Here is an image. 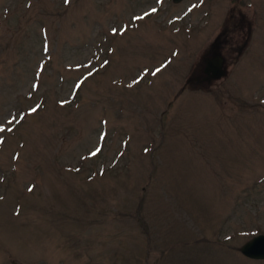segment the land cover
<instances>
[{
	"label": "rangeland",
	"instance_id": "374dc122",
	"mask_svg": "<svg viewBox=\"0 0 264 264\" xmlns=\"http://www.w3.org/2000/svg\"><path fill=\"white\" fill-rule=\"evenodd\" d=\"M0 128V264H264V0H0Z\"/></svg>",
	"mask_w": 264,
	"mask_h": 264
},
{
	"label": "water",
	"instance_id": "95a60500",
	"mask_svg": "<svg viewBox=\"0 0 264 264\" xmlns=\"http://www.w3.org/2000/svg\"><path fill=\"white\" fill-rule=\"evenodd\" d=\"M181 0H172L173 3H178ZM222 56L214 55L206 59L203 67V80L219 79L226 75ZM240 252L251 259L264 260V233L257 234L244 242L239 248ZM19 264V263H16Z\"/></svg>",
	"mask_w": 264,
	"mask_h": 264
},
{
	"label": "snow or ice",
	"instance_id": "6c2138e0",
	"mask_svg": "<svg viewBox=\"0 0 264 264\" xmlns=\"http://www.w3.org/2000/svg\"><path fill=\"white\" fill-rule=\"evenodd\" d=\"M66 2H68V0H66ZM156 11V9H153V12H155ZM139 19V18H138ZM115 31V30H114ZM160 69H157V71H159ZM37 109H32V111L33 112H35ZM10 123H11V121H10ZM9 131L11 130V129H8ZM3 131H5V129H3V128H0V132H3ZM0 142H2V141H0ZM94 155H95V153H94ZM31 190V189H30Z\"/></svg>",
	"mask_w": 264,
	"mask_h": 264
},
{
	"label": "flooded vegetation",
	"instance_id": "af4514ba",
	"mask_svg": "<svg viewBox=\"0 0 264 264\" xmlns=\"http://www.w3.org/2000/svg\"><path fill=\"white\" fill-rule=\"evenodd\" d=\"M214 49H215V48H213V55H211V57L214 56V55H218V54H219L220 56H222V55L218 52V50L215 51ZM211 57H210V58H211ZM223 59H224V57H223ZM224 61H225V60H224ZM223 66H224V63H223ZM224 69H225V67H224ZM225 72H226V70H225ZM223 77H224V76H223ZM211 80H215V79H210V81H211Z\"/></svg>",
	"mask_w": 264,
	"mask_h": 264
},
{
	"label": "trees",
	"instance_id": "16d2710c",
	"mask_svg": "<svg viewBox=\"0 0 264 264\" xmlns=\"http://www.w3.org/2000/svg\"><path fill=\"white\" fill-rule=\"evenodd\" d=\"M138 216H139V214H138ZM139 219V218H138Z\"/></svg>",
	"mask_w": 264,
	"mask_h": 264
}]
</instances>
